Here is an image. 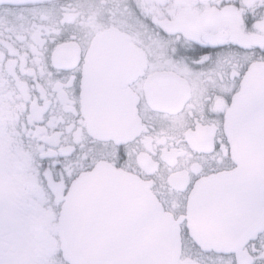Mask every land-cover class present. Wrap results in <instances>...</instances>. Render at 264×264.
I'll use <instances>...</instances> for the list:
<instances>
[{"label":"snow or ice","instance_id":"6c2138e0","mask_svg":"<svg viewBox=\"0 0 264 264\" xmlns=\"http://www.w3.org/2000/svg\"><path fill=\"white\" fill-rule=\"evenodd\" d=\"M0 264H264V0H0Z\"/></svg>","mask_w":264,"mask_h":264}]
</instances>
